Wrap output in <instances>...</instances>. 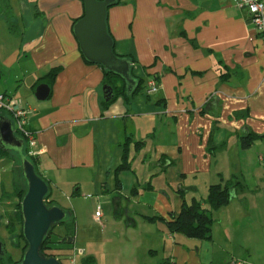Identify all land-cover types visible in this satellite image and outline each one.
<instances>
[{
	"label": "crops",
	"instance_id": "obj_1",
	"mask_svg": "<svg viewBox=\"0 0 264 264\" xmlns=\"http://www.w3.org/2000/svg\"><path fill=\"white\" fill-rule=\"evenodd\" d=\"M8 4L14 26L0 8V93L31 110L36 169L48 199L62 195L73 217L75 264H264V42L246 10L234 0L109 7L115 53L159 87L106 103L105 71L83 58L72 32L82 1ZM52 68L49 96L37 99ZM125 150L129 168L118 169ZM8 162L0 155V204ZM227 180L234 196L211 209L209 186ZM193 199L213 217L210 238L167 225Z\"/></svg>",
	"mask_w": 264,
	"mask_h": 264
},
{
	"label": "water",
	"instance_id": "obj_2",
	"mask_svg": "<svg viewBox=\"0 0 264 264\" xmlns=\"http://www.w3.org/2000/svg\"><path fill=\"white\" fill-rule=\"evenodd\" d=\"M83 15L72 25V32L77 40L80 53L90 63L99 64L103 69L121 77L126 84L128 93H131L137 80L131 75L133 61L114 51V38L107 27L108 8L117 0H81ZM50 88L46 82L37 85L35 96L45 99L49 96ZM103 98L109 101L114 92L110 84L102 87ZM24 139L14 130L10 117L0 114V148L15 153L19 159L20 175L26 187L20 201L22 217V235L27 243L18 264H62L55 256H46L41 248L44 239L55 224L62 223L68 217V212L56 203L48 205L45 196L49 185L36 171L33 162L23 153ZM71 242L72 238L69 237ZM5 246L0 239V256L4 255Z\"/></svg>",
	"mask_w": 264,
	"mask_h": 264
},
{
	"label": "trees",
	"instance_id": "obj_3",
	"mask_svg": "<svg viewBox=\"0 0 264 264\" xmlns=\"http://www.w3.org/2000/svg\"><path fill=\"white\" fill-rule=\"evenodd\" d=\"M119 1L120 0H117V2L115 4H118ZM0 8H1L3 15L9 21L10 28L13 29L14 25H13V21H12L11 16H10V7L8 4V0H0ZM121 56H125V55H121ZM126 57H128V56H126ZM128 58L131 59L130 57H128ZM57 70H58L57 68H52L45 76L42 77V82H49L50 80H52L54 78L55 74L57 73ZM104 71H105V75L107 78L105 83L110 84L112 86L113 92H114L113 98L111 100L105 101L103 98L104 102H106V103H109L112 100H114L117 96H119V94L132 96L139 89H143V87H144L142 77L136 76L133 73V68L131 69V75L137 80V85L131 93H128L125 81L121 77H119L118 75H115L114 73L107 71L105 69H104ZM113 78L121 81V84L120 85L115 84L112 80ZM0 112L8 115V113L5 111H0ZM254 138H255V135H253V134H249L246 137H241V146L244 148L250 146V144L254 140ZM8 153L13 154L14 157L16 158L18 164H19V159L17 158V156L15 155L14 152L3 150L0 148V155L6 156ZM23 153L33 162L34 167H35V171L38 173V171L36 169V165H35V158L33 156L28 155L26 146H24ZM165 159L166 158H164V157L162 158V160H165ZM128 168H129V163L127 160V153L125 150L123 153V162L118 167V169H128ZM19 170H20V167H19ZM236 183H238V182H236ZM48 185H49V183H48ZM24 188L26 190L25 185H24ZM236 188H237V184H235L234 181H231V180H227L225 183L212 184L209 186L208 193H207V196H206L204 201L210 206L211 209H217L220 206H223V205L229 203L231 198L234 196V191L236 190ZM25 190H24V193H25ZM49 191H50V186H49ZM49 191H48L47 195L45 196V200L47 197H49ZM22 196H21V198H22ZM52 203H53V201H52ZM202 203L203 202H201L199 200H195V199H193L190 203L184 202L182 205V209H181L180 213L176 217H172L171 220L167 221V225H168L169 229L171 231H178V232L184 233L185 235L190 236V237L210 238L211 227H212V223H213V217H212L211 213L209 212V210H207L205 207H203ZM19 209H20V204H19ZM67 219L69 221H66L65 224H66L68 233H70V237H72L73 226L70 225V222L72 224H74V220H73V217L70 216L69 212H68V217L66 218V220ZM21 235H22V229H21ZM48 235L44 239V242H43V245L41 248V251L43 254H44L43 248L47 242ZM22 237H23V235H22ZM23 239H24V237H23ZM24 241H25V239H24ZM25 243H26V241H25ZM5 253H4V255L0 256V264H18L20 262V261H18L17 263H14L10 259H7L5 257ZM60 262L63 264L62 261H60ZM85 262H86V264H94V260L92 257H89ZM157 264H169V263L166 261H162V262H159Z\"/></svg>",
	"mask_w": 264,
	"mask_h": 264
},
{
	"label": "rangeland",
	"instance_id": "obj_4",
	"mask_svg": "<svg viewBox=\"0 0 264 264\" xmlns=\"http://www.w3.org/2000/svg\"><path fill=\"white\" fill-rule=\"evenodd\" d=\"M112 80L115 84H121V81L118 79L113 78ZM6 156L9 158V162L5 165V170L3 172L6 186L0 204V239L5 246V257L17 263L21 260L22 254L27 248V244L21 235L22 218L19 209L21 196L25 188L16 158L10 153ZM62 198H64L62 195L57 196V200H59L57 205L60 207V204L63 203ZM45 201L49 205L54 204L48 197ZM66 221L69 220L67 219L62 223L52 226L43 252L46 256H55L62 261L63 264H72L69 261V256L73 252L72 249L74 244L68 241L70 233L67 231ZM70 225L73 226L74 232V224L70 222ZM76 257L77 255L75 256V261Z\"/></svg>",
	"mask_w": 264,
	"mask_h": 264
},
{
	"label": "built area",
	"instance_id": "obj_5",
	"mask_svg": "<svg viewBox=\"0 0 264 264\" xmlns=\"http://www.w3.org/2000/svg\"><path fill=\"white\" fill-rule=\"evenodd\" d=\"M237 7L245 9L247 12V20L254 26L257 34L264 42V0H234ZM159 85L154 77L147 80L144 85L147 94L153 93L158 89ZM0 111L8 113L13 130L16 134L24 139L27 153L30 156L35 155L36 137L35 133L29 128V115L31 110L12 96L5 93H0ZM101 215L100 208L95 211V218L99 220ZM72 253L69 256V261L75 264V256L82 253L78 247H73ZM240 259H231L228 264H241Z\"/></svg>",
	"mask_w": 264,
	"mask_h": 264
}]
</instances>
